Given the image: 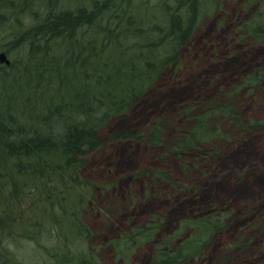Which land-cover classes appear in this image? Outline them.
Returning a JSON list of instances; mask_svg holds the SVG:
<instances>
[{
    "label": "trees",
    "instance_id": "1",
    "mask_svg": "<svg viewBox=\"0 0 264 264\" xmlns=\"http://www.w3.org/2000/svg\"><path fill=\"white\" fill-rule=\"evenodd\" d=\"M212 1L0 0V51L10 59L0 65V232L9 227V240L32 242L47 256L43 264H101L87 222L95 188L81 176L85 157L103 144L100 131L180 64V48ZM243 28L254 41L264 40V0ZM260 83L256 70L236 91ZM194 107L200 110L193 124L172 142L177 155L213 148L217 134L224 136L211 126L213 115L246 126L219 101L186 110ZM164 124L163 118L154 120L150 146L166 143ZM262 125L251 122L246 129ZM134 135L120 131L110 138ZM224 227V213L217 211L184 218L158 241L149 264L200 259ZM159 228L152 220L122 231L110 245L122 264H132L129 257L153 241ZM0 256L1 264H18L7 251Z\"/></svg>",
    "mask_w": 264,
    "mask_h": 264
},
{
    "label": "rangeland",
    "instance_id": "2",
    "mask_svg": "<svg viewBox=\"0 0 264 264\" xmlns=\"http://www.w3.org/2000/svg\"><path fill=\"white\" fill-rule=\"evenodd\" d=\"M214 1L180 48V64L166 69L127 114L100 131L103 144L85 157L81 176L95 188L87 222L101 264H122L110 245L122 231L159 222L154 240L129 257L132 264H149L155 245L182 219L213 211L224 213L225 227L205 255L188 264H264V128L246 129L251 122L264 124V40L254 41L243 28L260 0L248 7L249 0ZM256 70L260 85L236 91ZM208 101L233 107L246 126L213 115L211 126L224 134L213 139V148L175 154L172 142L200 110L186 109ZM158 118L166 120V143L152 147L147 137ZM120 131L136 135L110 138ZM8 233L9 227L0 232V252L11 253L16 263L48 260L32 242L9 240Z\"/></svg>",
    "mask_w": 264,
    "mask_h": 264
},
{
    "label": "water",
    "instance_id": "3",
    "mask_svg": "<svg viewBox=\"0 0 264 264\" xmlns=\"http://www.w3.org/2000/svg\"><path fill=\"white\" fill-rule=\"evenodd\" d=\"M2 64L7 66L10 65V59L3 51H0V65Z\"/></svg>",
    "mask_w": 264,
    "mask_h": 264
}]
</instances>
